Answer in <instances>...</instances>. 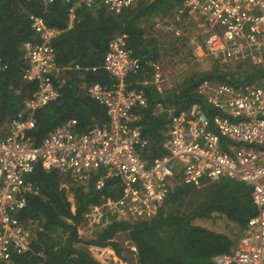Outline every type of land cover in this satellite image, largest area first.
Returning a JSON list of instances; mask_svg holds the SVG:
<instances>
[{
  "label": "built area",
  "instance_id": "obj_1",
  "mask_svg": "<svg viewBox=\"0 0 264 264\" xmlns=\"http://www.w3.org/2000/svg\"><path fill=\"white\" fill-rule=\"evenodd\" d=\"M42 1L47 6L56 0ZM65 2L72 5V13L81 6L102 4L117 15L136 4V0ZM180 4L179 13L206 36L204 41L190 40V60L205 52L221 66L239 61L263 63L264 0H182ZM29 20L35 37L24 44L27 67L22 78L37 82V90L25 101L23 111L11 118L6 135L0 136V264H12L14 256L31 249L30 221H22L19 214L29 197L39 194L38 185L29 180L38 164L81 184L100 174L98 189L109 178L119 180V199L90 208L86 225L91 229L113 219L143 221L156 216L176 174L181 183L197 190L221 178L244 182L252 188L257 214L248 221L236 250L213 260L217 264H264V78L261 84L239 86L201 82L197 93L209 113L201 103L174 111L163 142L165 154L149 163L143 157L149 140L134 110L148 104L145 86L154 85L158 93H165L164 64L154 63L152 79L139 87L128 83L141 63L128 48V34L120 33L110 40L102 66L113 83L97 82L88 88L89 95L105 108L108 122L78 132L76 121L71 120L37 145L29 136L37 124L36 114L60 97L55 81L61 70L56 66L54 42L61 31L48 26L41 16L31 14ZM153 28L160 33L172 28L177 40L185 36L168 17L155 21ZM6 68L0 55V74Z\"/></svg>",
  "mask_w": 264,
  "mask_h": 264
},
{
  "label": "trees",
  "instance_id": "obj_2",
  "mask_svg": "<svg viewBox=\"0 0 264 264\" xmlns=\"http://www.w3.org/2000/svg\"><path fill=\"white\" fill-rule=\"evenodd\" d=\"M136 3L137 7L119 15L111 14L101 4L94 8L81 6L75 10V24L70 27L72 5L65 0H56L47 6L42 0H0V55L7 65L0 74V124L16 115L23 108V101L37 90L36 82L22 80L27 67L23 47L35 37L29 20L31 14L41 16L48 26L61 31L54 46L56 66L65 79L60 84L59 80L55 81L60 98L36 114L37 124L29 131L35 144H41L52 130L70 120L76 121L78 132L106 123L105 108L85 88L93 82L110 85L113 79L101 68L86 73L76 67L101 66L110 40L127 33L128 48L141 63L140 70L129 77L128 83L139 87L152 79L153 64L159 62L158 40L147 38V30L142 25L157 12L168 10L161 7L165 0L153 4L136 0ZM263 68V64L255 65L252 61L240 62L231 72L214 66L208 72L189 75L179 87L164 95H160L154 85L145 86L148 104L134 110L140 118L143 135L149 140L144 157L153 161L165 154L163 140L169 115L165 110L156 114L157 105H172L180 112L193 103H201L209 113L197 93L201 82L218 79L234 86L254 83L263 77ZM99 179L100 174L81 185L71 177L38 164L29 180L38 185L39 194L31 195L19 214L22 221H30V227L36 224L32 229L33 242L27 253L14 256L12 264H101L87 247H112L121 256L117 236L127 232L137 248L138 264H217L213 258L231 254L236 244L231 239L233 230H223L220 221L237 223L244 231L248 221L257 214L252 188L244 182L221 178L197 190L176 179L156 216L143 221L113 219L96 230L91 238H84L79 230L87 223L90 208L122 195L118 179L109 178L104 187L98 189ZM200 220L210 223L206 225Z\"/></svg>",
  "mask_w": 264,
  "mask_h": 264
},
{
  "label": "rangeland",
  "instance_id": "obj_3",
  "mask_svg": "<svg viewBox=\"0 0 264 264\" xmlns=\"http://www.w3.org/2000/svg\"><path fill=\"white\" fill-rule=\"evenodd\" d=\"M138 3L134 4L132 8L137 7ZM177 5V4H176ZM175 5V7H176ZM179 3V7H180ZM161 7L167 9L168 11L166 13H163L162 11L157 12L154 17L151 19H148L146 24V30L147 38H156L159 41V44L162 45V43L166 42H172V50L168 52L167 56H170L171 59L169 62H165L166 66H164L165 74L168 75L167 81L171 79L174 82V88H177L181 85L182 81L188 77L189 75L193 73H205L210 71L214 66H218L217 63L212 60L210 57H208L205 52H203V55H200L198 53V57L193 60H190V57H193V48L190 44L191 39H195L197 41H204L206 39V36L200 32L194 25H192L191 22H189L186 17L181 18L180 25L184 31V38L177 40L173 37V33L171 31L167 33H160L157 32L153 26L155 21H159L160 19L169 18V16H164L167 13H170L173 11H169L170 7L169 5H165L164 3L161 4ZM164 16V17H163ZM186 22V23H185ZM185 23V24H184ZM174 40V42H173ZM240 63H234L229 66H219L222 70L226 72L233 71ZM264 65V61L262 63ZM264 70V68H263ZM167 77V76H166ZM264 75L262 78L258 79L255 84H261L263 81ZM215 83H220L218 79L212 80ZM173 109V108H171ZM227 143H231L228 140H225ZM175 178V177H174ZM176 182V178L173 179L172 184ZM68 187V186H67ZM73 197V196H72ZM71 198V197H70ZM72 203H74V199L71 198ZM203 221L204 224L208 225L210 223L209 220H200ZM220 221V227H222L223 230H227V232L233 230L232 241L235 239L240 238L243 228L237 224V223H231ZM32 222V221H31ZM109 223V222H106ZM33 224V223H32ZM104 224V223H103ZM101 226H93L94 229H91L88 227V225L83 224V226L79 230V234L81 237L84 238H91L90 232L95 233L96 230L103 228L106 224ZM231 226V228L229 227ZM32 229L36 227V224L31 226ZM91 229V230H90ZM94 235V234H93ZM117 241L120 244V248L122 249L121 256L117 254V252L112 247H96V246H90L87 247V250L90 252L91 256L99 261L101 264H138L137 262V248L133 242L129 239V232L127 233H121L117 236ZM237 242V241H236ZM238 243V242H237ZM236 243V244H237ZM234 244L233 248L236 246Z\"/></svg>",
  "mask_w": 264,
  "mask_h": 264
},
{
  "label": "crops",
  "instance_id": "obj_4",
  "mask_svg": "<svg viewBox=\"0 0 264 264\" xmlns=\"http://www.w3.org/2000/svg\"><path fill=\"white\" fill-rule=\"evenodd\" d=\"M149 1V4H153V3H155V2H157V1H159V0H148ZM66 3V2H65ZM166 6L167 5H169V7H170V9H169V11H172V9L175 7V5H176V7L173 9V11L172 12H170V13H167L166 15H164V16H169V19L171 20V22H172V25H173V27L174 28H176V27H178V25L180 26V25H182L181 23H180V20H181V18H184L185 19V16H183L181 13H179V10H180V7H179V0H165V3H164ZM102 5V4H101ZM100 6V5H99ZM102 7H105V6H102ZM87 8H94V7H87ZM108 11H109V9L107 8V7H105ZM111 14H114V13H112L111 11H109ZM164 13V12H163ZM75 12L74 13H72V11H71V17H70V27H72V25H73V23L75 24ZM163 16V17H164ZM161 20V19H160ZM174 20V21H173ZM186 23V22H185ZM184 23V24H185ZM155 24V23H154ZM143 27H145L146 28V24H143L142 25ZM171 30V32H173V29L171 28L170 29ZM33 31V30H32ZM174 37V36H173ZM175 38V37H174ZM156 39V38H155ZM173 42H174V40H173ZM172 45H173V43L172 42H166V43H162V45H160L159 44V41H158V53H159V61L160 62H162L163 64H164V66H166V63L165 62H169L170 61V59H171V57L170 56H167V54H168V52L169 51H171L172 50ZM24 48V47H23ZM24 51H25V49H24ZM25 56H26V52H25ZM25 56H24V58H25ZM106 57V56H105ZM105 57H104V60H103V62H102V64H101V66H98V67H93V68H83V67H80V66H77L76 67V69L77 70H81V71H83V72H86V73H89V72H91V71H93V72H96V71H98L100 68L101 69H103L104 70V68H102V66L104 65V62H105ZM25 60H26V58H25ZM26 62H27V60H26ZM94 69H97L96 71H94ZM25 70V69H24ZM164 74H165V69H164ZM167 77H166V79H168V75L167 74H165ZM62 75H60L59 76V78H57V80H59V84L63 81V83L65 82V79L63 78L62 79V77H61ZM22 80H23V78H22ZM23 81H25V80H23ZM28 82H34V81H28ZM37 83V82H36ZM95 83H97V82H93V83H89V84H87L88 85V87L87 88H85L86 90H87V92H88V88H89V86H91L92 84H95ZM55 84H56V82H55ZM56 86H57V84H56ZM86 87V86H85ZM166 91H168V90H171V89H174V82L171 80V79H169V81H167L166 82ZM165 91V92H166ZM165 94V93H164ZM163 94V95H164ZM61 95V94H60ZM160 95H162V94H160ZM60 98V97H59ZM58 98V99H59ZM27 99H29V98H26L24 101H23V108L22 109H20L19 111H17V113H19V112H22L23 111V109L25 108V101L27 100ZM57 99V100H58ZM57 100H55V101H57ZM54 101V102H55ZM53 103V102H52ZM50 105V104H49ZM47 107V106H46ZM171 108H173V109H171ZM166 111L167 113H168V115H169V119H170V117H171V115L173 114V112L174 111H176V109L174 108V106H172V105H165V107L162 105V104H159V105H157L156 106V108H155V112H156V114H159V113H161V112H163V111ZM16 113V114H17ZM136 114V113H135ZM137 115V114H136ZM13 116H15V115H13ZM12 116V117H13ZM138 116V115H137ZM139 117V116H138ZM140 119V118H139ZM169 119H168V122H167V124H166V126H165V128H166V133H167V126H168V123H169ZM11 120V118L9 119V117H7V120L5 121V122H3V124H0V136H5L6 135V133L8 132V123H9V121ZM71 121V120H70ZM69 122V121H68ZM67 122V123H68ZM108 122V121H107ZM106 122V123H107ZM65 125V124H64ZM97 125H100V124H97ZM95 126V125H94ZM75 127H76V125H75ZM30 136V135H29ZM165 136H166V134H165ZM165 140V139H164ZM164 140H163V142H164ZM143 157H144V155H143ZM144 159H146L145 157H144ZM147 160V159H146ZM149 163H151L152 161H149V160H147ZM46 170H48V169H46ZM75 182H77V181H75ZM172 182H173V180H172ZM78 183V182H77ZM79 184H81V183H79ZM81 185H85V184H81ZM174 186H175V183H174ZM119 187H120V184H119ZM243 234V233H242ZM242 234H241V236H242ZM241 236H240V238H241ZM240 238H238V239H235V240H233V241H235V243H237V242H239V240H240ZM237 241V242H236ZM237 245H238V243L236 244V246L233 248V252L236 250V248H237ZM232 252V253H233Z\"/></svg>",
  "mask_w": 264,
  "mask_h": 264
},
{
  "label": "clouds",
  "instance_id": "obj_5",
  "mask_svg": "<svg viewBox=\"0 0 264 264\" xmlns=\"http://www.w3.org/2000/svg\"><path fill=\"white\" fill-rule=\"evenodd\" d=\"M217 63V62H216ZM234 63H240V61L239 62H234ZM234 63H231V64H234ZM231 64H229V65H231ZM217 65L218 66H220L221 67V65H219L218 63H217ZM229 65H226V66H229ZM226 66H224V67H226ZM133 75V74H132ZM131 76V75H130ZM209 80H211V79H209ZM212 81V80H211ZM220 83H222V82H220ZM223 84H226V83H223ZM248 84H252V83H248ZM230 85V84H229ZM160 94V93H159ZM163 95V94H162ZM191 106V105H190ZM189 107V106H188ZM187 107V108H188ZM186 109V108H185ZM185 109H183V110H185ZM183 110H181V111H183ZM180 111V112H181ZM176 112H178V111H175V113ZM169 121H170V119H169ZM95 176V175H94ZM176 179H178V181L181 183V180H180V175L179 174H176L175 176H174ZM175 178H173V179H175ZM172 179V180H173ZM183 184V183H182ZM185 185V184H184ZM172 187H174V185L172 184ZM172 189V188H171ZM96 206H98V205H96Z\"/></svg>",
  "mask_w": 264,
  "mask_h": 264
}]
</instances>
